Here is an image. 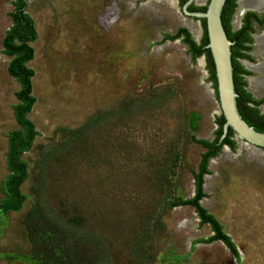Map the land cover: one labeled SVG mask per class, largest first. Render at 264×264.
<instances>
[{"label": "rangeland", "instance_id": "rangeland-1", "mask_svg": "<svg viewBox=\"0 0 264 264\" xmlns=\"http://www.w3.org/2000/svg\"><path fill=\"white\" fill-rule=\"evenodd\" d=\"M15 1L0 0V206L8 135L20 130V88L2 48ZM239 10L238 0L232 31L248 12L264 17ZM25 12L37 34L27 63L37 136L20 155L25 200L18 211L0 210V264H66L65 238L79 264L92 252L100 264H264L263 149L223 146L204 176L200 204L238 259L221 242L196 243L212 236L209 226L192 207L171 206L194 196L206 151L197 141L213 142L220 116L204 57L192 60L181 39L163 41L183 28L199 44L200 22L177 0H27ZM252 29L248 58L238 62L249 73L245 90L262 100L256 38L264 23ZM258 110L264 115V103Z\"/></svg>", "mask_w": 264, "mask_h": 264}, {"label": "trees", "instance_id": "trees-1", "mask_svg": "<svg viewBox=\"0 0 264 264\" xmlns=\"http://www.w3.org/2000/svg\"><path fill=\"white\" fill-rule=\"evenodd\" d=\"M236 0H226L221 13V21L226 32L227 38L233 43L231 47V58L233 67V80L235 92L238 95L237 109L243 121L257 132L264 133V115H261L258 108L264 103L262 100H254L252 96L245 90L246 82L243 77L248 76L249 73L239 64V59H247L245 52L251 50L253 32L252 25L261 26L264 23V17L260 18L254 13L248 12L243 18V27L237 31L231 29V16L237 7ZM182 6L187 0H178ZM27 7V0H16L14 9L11 13L12 25L5 32L2 39L3 54L10 58L7 71L8 74L16 80L19 84V92L16 94L20 104L14 107V115L16 122L20 126L19 131L11 132L8 135V150L6 154V165L9 171V176L5 182V192L7 194L5 200L0 206L2 212L18 211L25 197L19 191L20 185L27 178V165L20 160V155L31 149L37 132L34 125L27 119V114L30 113L35 104V98L32 96L33 86L31 84L34 72L27 67V63L33 59V48L30 46L36 38L37 34L34 28L31 17L25 12ZM206 7H195L190 5L188 10L192 12H204ZM202 26V38L197 44L191 38L190 34L183 28H179L174 35H165L163 41H175L181 39L182 43L186 45L188 53L192 60L199 57H204L206 63V70L208 73V80L214 90L216 100V78L214 64L208 49L204 47L207 45V35L205 28V20H199ZM224 118L220 115L216 120L218 126L216 138L213 142L197 141L203 146L206 151L201 156L198 171L194 175V196L191 199L183 200L176 198L175 202L171 204L172 207L189 206L192 207L199 225H208L212 236L206 240H198L196 243L210 244L213 242H221L231 253L238 259L239 254L234 243L230 237L222 230L219 222L204 209L200 201L205 197L203 184L204 176L208 174V163L212 158H215L223 146L230 150H235L236 143L234 141V134L229 129L226 137L220 141L222 135V126ZM64 250L68 252L69 261L66 264H79L77 252L74 244H68L69 239L65 238ZM141 242V241H140ZM139 242V243H140ZM72 245V246H71ZM71 246V247H70ZM74 249V250H73ZM83 264H100L101 258L98 253H90L88 260L86 255H82Z\"/></svg>", "mask_w": 264, "mask_h": 264}, {"label": "water", "instance_id": "water-1", "mask_svg": "<svg viewBox=\"0 0 264 264\" xmlns=\"http://www.w3.org/2000/svg\"><path fill=\"white\" fill-rule=\"evenodd\" d=\"M226 0H209L204 12H192L188 8L194 0H187L181 7V13L197 21L205 20L207 45L214 64L216 78L217 103L220 115L224 118L222 135L224 139L230 129L234 134V141H240L255 148L264 150V133L257 132L248 126L241 118L236 99L233 80L231 47L233 43L227 38L221 13Z\"/></svg>", "mask_w": 264, "mask_h": 264}, {"label": "bare ground", "instance_id": "bare-ground-1", "mask_svg": "<svg viewBox=\"0 0 264 264\" xmlns=\"http://www.w3.org/2000/svg\"><path fill=\"white\" fill-rule=\"evenodd\" d=\"M240 5H241V13L247 9L255 10L257 12L264 11V0H241ZM256 40H257V44L261 46V53L264 56V35L257 37ZM246 67L250 69V66H246ZM258 70H260L264 74V64L258 67ZM261 84L263 85L264 81Z\"/></svg>", "mask_w": 264, "mask_h": 264}, {"label": "flooded vegetation", "instance_id": "flooded-vegetation-1", "mask_svg": "<svg viewBox=\"0 0 264 264\" xmlns=\"http://www.w3.org/2000/svg\"><path fill=\"white\" fill-rule=\"evenodd\" d=\"M178 1V0H177ZM238 3V0H236L235 1V4H237ZM240 3H241V0H239V5H240ZM182 7V6H181ZM190 11V10H189ZM236 11H237V7L235 8V11L233 12V14H232V16H231V24H232V20H233V17H234V15H235V13H236ZM240 13H241V5H240ZM255 11V10H254ZM240 13L237 15L238 17L240 16ZM236 16V17H237ZM243 18H244V16H243ZM243 18H242V20H241V25H240V27H239V29H241L242 27H243ZM238 29V30H239ZM238 252V251H237Z\"/></svg>", "mask_w": 264, "mask_h": 264}]
</instances>
